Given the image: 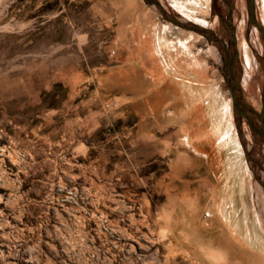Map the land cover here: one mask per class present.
Segmentation results:
<instances>
[{
  "label": "rangeland",
  "instance_id": "1",
  "mask_svg": "<svg viewBox=\"0 0 264 264\" xmlns=\"http://www.w3.org/2000/svg\"><path fill=\"white\" fill-rule=\"evenodd\" d=\"M150 1L0 0V264H264V140L223 47L232 16L260 112L261 32L247 0Z\"/></svg>",
  "mask_w": 264,
  "mask_h": 264
},
{
  "label": "water",
  "instance_id": "2",
  "mask_svg": "<svg viewBox=\"0 0 264 264\" xmlns=\"http://www.w3.org/2000/svg\"><path fill=\"white\" fill-rule=\"evenodd\" d=\"M150 5H156L161 12H163L162 6L160 3L155 2V1H150V0H146ZM247 13H248V28L251 24L255 25L259 31L261 32V36L262 39L264 41V27L261 26L258 22H257V16H256V3L255 0H247ZM165 15V13H164ZM233 17L230 16V21L227 23L232 31H233V35L232 37V41H230V43H228V46H226V44H223L224 47V51L226 53V56H229V49L230 47H233L234 50V54L230 55L227 64H226V71L230 77V79H227V82L229 84V90L231 93V97H232V103L233 106L236 110V112L238 111L240 114H242L249 123V127H254L255 126V120L253 116H256L259 120V123L261 124L262 127H264V89H263V93H262V108L261 111L258 112L256 109L250 107L247 103H245L244 98H243V87H242V76H236L233 73V67H234V63L235 61H237V57H238V50H237V37L235 34V29L233 27ZM192 31H198L200 33H202L203 36L205 37H209V36H213L215 37V34L213 33L212 30H204V29H200L198 25L194 26V30ZM216 41H218L217 38H215ZM259 63L264 71V56H261V58L259 59ZM237 129L239 130V127H237Z\"/></svg>",
  "mask_w": 264,
  "mask_h": 264
},
{
  "label": "bare ground",
  "instance_id": "3",
  "mask_svg": "<svg viewBox=\"0 0 264 264\" xmlns=\"http://www.w3.org/2000/svg\"><path fill=\"white\" fill-rule=\"evenodd\" d=\"M264 1V0H263ZM256 12H257V14L256 15H258V17H257V22L261 25V26H263L264 27V19L261 21V17H259L260 15H259V13H258V11H257V8H256ZM260 18V19H259ZM253 25V24H252ZM185 26V25H184ZM187 26V25H186ZM255 26V25H254ZM188 28H192V27H190L189 25H188V27L187 28H185V29H188ZM199 28L200 29H204V30H208V29H206V28H204V27H202V26H199ZM230 31H231V29H230ZM233 33V32H232ZM231 34V33H230ZM184 36H187V37H193V33H191V32H187V31H185L184 32ZM230 36V35H229ZM195 37V36H194ZM232 40V39H231ZM216 43V42H215ZM220 43H221V41H220ZM219 44V43H218ZM222 46V45H221ZM220 46V47H221ZM247 47H248V42L246 41V45H245V47H244V52H245V56H246V60H247V62H248V60H249V55H248V49H247ZM163 48V47H162ZM250 48V47H249ZM157 51V50H156ZM158 52H160V51H158ZM157 52V53H158ZM231 55V54H230ZM228 58V57H227ZM189 72H191V71H187V73H189ZM192 73V75H195V74H193V72H191ZM190 73V74H191ZM171 74V73H170ZM192 90V88H189V90ZM247 96V95H246ZM192 97V96H191ZM245 97V96H244ZM246 99V98H245ZM247 100L251 103V105L253 106V107H255V108H258L259 109V107H260V105H259V102L258 101H256L254 98H252V96L250 97H248L247 96ZM241 115V114H240ZM209 120V119H208ZM264 140V139H263ZM264 142V141H263ZM257 143V145H259L258 144V141L256 142ZM262 147V146H261ZM264 151V150H263ZM256 153V152H255ZM261 187H262V189H263V185H260ZM264 190V189H263Z\"/></svg>",
  "mask_w": 264,
  "mask_h": 264
},
{
  "label": "flooded vegetation",
  "instance_id": "4",
  "mask_svg": "<svg viewBox=\"0 0 264 264\" xmlns=\"http://www.w3.org/2000/svg\"><path fill=\"white\" fill-rule=\"evenodd\" d=\"M229 4V3H228ZM230 5V7H231V4H229ZM248 129H249V131H250V133L251 134H253V135H259V136H261L262 137V139H264V127H262L261 126V124H257V123H255V126L254 127H248Z\"/></svg>",
  "mask_w": 264,
  "mask_h": 264
},
{
  "label": "crops",
  "instance_id": "5",
  "mask_svg": "<svg viewBox=\"0 0 264 264\" xmlns=\"http://www.w3.org/2000/svg\"><path fill=\"white\" fill-rule=\"evenodd\" d=\"M157 50V51H156ZM153 51H155V53H157L159 50L155 48V50L153 49ZM160 52L162 53V49H160ZM159 53V52H158Z\"/></svg>",
  "mask_w": 264,
  "mask_h": 264
}]
</instances>
